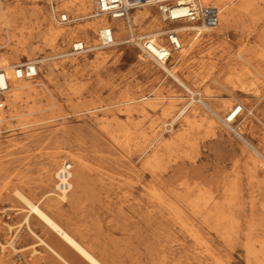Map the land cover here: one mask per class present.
I'll use <instances>...</instances> for the list:
<instances>
[{
    "label": "rangeland",
    "instance_id": "1",
    "mask_svg": "<svg viewBox=\"0 0 264 264\" xmlns=\"http://www.w3.org/2000/svg\"><path fill=\"white\" fill-rule=\"evenodd\" d=\"M88 2L86 13L91 15L94 4L93 0ZM61 3L54 1L56 9L68 11L74 19L66 25L55 20L49 0H0L6 12L19 18L15 30L28 39L27 50L12 63L34 60L40 66L39 75L30 79L32 94L24 96L17 107L19 116L0 130V264H35L34 259L29 263L30 251L18 252L8 246L3 249L2 244L7 245L17 230V249L35 241L23 224L27 212L22 208L26 205L14 190L18 188L36 200L42 193L39 183L44 167L55 153L62 155L60 165L72 162L71 156H82L87 164L89 181L82 190L68 193V201L62 202L66 214L60 220L106 264H260L246 250L251 229L254 239L264 237L260 157L224 125V129L209 126L213 116L205 107L200 121L204 124L196 134L194 148L188 150V134L176 143L174 139L183 126L180 121L171 125L172 115L189 100V92L160 66L139 58V50L127 43L70 55L73 41L94 45V37L81 34L52 42L44 35L47 19L60 28L76 27L98 17L79 19V13ZM37 8L43 10L41 15L35 14ZM152 11L159 14L155 7ZM260 14L258 9L241 10L239 25H249ZM261 21L259 27L264 28ZM226 35L235 47L233 52L220 48L225 37L213 38L187 59L179 75L189 85L210 88L213 102L225 97L234 104L248 103L253 95L238 92L234 97L207 77L202 67L203 62L217 63L215 76H228L224 63L243 43V33L233 30ZM95 38L100 39V33L96 32ZM247 45L263 51L264 39L252 36ZM102 51L109 55L105 60L97 56ZM208 51L213 54L204 56ZM252 80V76L245 79L246 83ZM129 98L134 99L131 110L126 102ZM142 104L146 112L139 110ZM171 107L174 110L168 112ZM30 111L33 114L28 116ZM245 112L239 119L241 134L259 146L264 139V105L256 112L261 121L248 115L247 109ZM108 121L122 124L128 137L112 138L104 130ZM156 131L163 134V141L173 143H154ZM149 158L156 165H148ZM186 177L201 182L197 184V202L213 207V215L208 209L196 213L175 194V189L185 192L179 183ZM56 185L57 177L52 187ZM32 217L31 224L40 234L49 241L55 238ZM64 248L73 262L87 264L74 250ZM39 249L44 253L40 264H56L46 248Z\"/></svg>",
    "mask_w": 264,
    "mask_h": 264
},
{
    "label": "bare ground",
    "instance_id": "2",
    "mask_svg": "<svg viewBox=\"0 0 264 264\" xmlns=\"http://www.w3.org/2000/svg\"><path fill=\"white\" fill-rule=\"evenodd\" d=\"M34 1L39 2L42 0ZM49 1L50 3H54L55 0ZM57 1L62 2L61 5L64 8H67L69 11L75 10L77 13H79V19L93 16L92 14L88 15L86 13L90 8L88 0ZM203 1L206 4H213L220 8L221 18L219 26L202 32L200 30L197 31L196 25H179L177 28L183 36V50L177 53L178 55L175 54L169 63L160 66L162 70L166 71L168 75L175 79V81L179 85L184 87L190 94L189 100L180 108H178L177 111L172 115L171 122V125H173L180 121L181 125L183 126L182 132L177 134L174 139L176 143L178 142V140H180V138L184 136V134H188L191 136V140L188 141L187 145L189 151L194 148L196 142V134L204 124V121L202 123L200 122L203 118L201 116H205V114H202L203 107L210 111L213 116L212 118L210 117V122H208L209 126L216 125L221 129H224L222 128V125H224L229 130L233 129L231 125L227 124L226 117L229 112L234 109L237 103L234 104L232 100H228V98L225 97H222L220 102L218 103L213 102L211 99L213 95L210 88L207 87L205 89H202L200 85H189L188 82L179 75L180 68L184 66V64L187 62V59L193 56L198 51L202 50L204 44L207 41H211V39L213 38L225 37L226 39L224 38L220 48L225 53H230L234 51L235 47L229 41L226 33L233 30H239L243 33V43L224 63V69H227L229 71L228 76L225 79H221L220 76H215L218 67L217 63H212L211 65H209L208 62H203L202 67L203 70L208 74L207 77H210L213 82L219 83V85L225 90L227 89L231 91V93L234 94V97H236L235 95L238 92H243L248 96H254V99H250L248 103L246 101L242 102L245 107V111L246 109L248 110V115H252L253 117L261 121L256 112L261 111L262 105H264V50L260 51L251 49L247 45V42L252 36H255V39H264V28L259 27L260 23L262 22L261 20H264V6H262V4H264V0ZM152 8V6H144L133 12V25L135 27V30L139 31V34L141 35L161 33L165 30L164 26L166 25V23L161 19L159 14H156L152 11ZM253 9H258L261 14L258 15L254 20H252L249 25L241 27L239 25L242 18V16L240 15V11H249ZM42 13L43 10L40 8H37L35 10L36 15H41ZM18 19L19 18L17 16H12L8 12H6L3 7L0 6V69H7L11 76V87L7 95V107L0 112V130L2 126L12 122L19 116L17 113V107L20 101L24 96L31 95L34 89L33 83L29 78L16 79L13 76V67L15 65L22 64V61H16V63H12V60H16L22 52L27 50L28 46V39L22 36V31L20 32L15 30V25L18 22ZM47 21L48 23L46 25L44 35L48 36V39L52 42H56L58 39L65 40L66 38L70 39L78 37L82 34L84 37H94V45H90L89 41H87V43L91 47L93 46L98 50H101L103 48L99 47L100 39L95 38L96 32L100 33V30L104 25L108 24L112 27H116V44L114 46L125 43L126 37H124V35L128 33L124 21L120 19H112V21H110L107 16L98 17L93 21L78 25L76 27L59 28L51 20L47 19ZM159 41L165 42L166 39L164 36H162L159 38ZM212 54L213 51H208L206 54H204V56H210ZM97 56L99 58H102L103 60L109 57V55H105L104 51L98 52ZM176 56V65L171 67L170 65L174 62L173 59ZM43 61H46V58H44ZM74 62L77 63L78 59H76ZM247 76L253 77L251 83H246L245 79L247 78ZM126 102L130 105L129 110H131V105L134 104V99L129 98L126 100ZM149 104L153 105L152 102H150ZM172 108L173 107L168 108L167 111L172 112L174 110H172ZM139 110L146 112V107L142 104L140 105ZM226 110L227 113L223 114V112ZM39 111L41 112L42 110ZM245 111L243 112L242 116L246 113ZM32 114L33 111L27 113L28 116ZM33 120L37 121L39 119L34 118ZM104 124V130L115 140L118 139L119 135L128 137V131L119 122L108 121V123ZM239 136L241 140L247 146L251 147L260 157L261 160H257V164L263 166L264 170V139H261L259 146H255L241 133L239 134ZM162 137L163 134L156 131L154 136V143L159 142V144L163 143L164 145H170L171 143H173L172 141H163ZM126 142H128V140H126ZM71 160L73 163L71 183L72 189H75V191H79L82 190L85 184L89 181L87 164L82 156H71ZM61 161L62 155L60 153H55L50 157V163L46 167H44V173L39 183V187L41 188L42 193L36 200H33L30 196H28L18 188L14 190L19 199L26 205L22 208L27 212L24 217L23 224L26 225L28 234L35 241L23 247L22 249H17L15 247V240L17 236H19L20 232V230H17L12 234V236H10L8 244H2V247L3 249H5L8 246L18 252L30 251L29 256L31 257V259H28L29 263L34 259L35 264H40L44 259V253L39 249V247L46 248L49 255L53 258V260L56 261V264H77L73 262V259L69 256L64 247L74 250V252L78 254L79 258L84 260L87 264H106L91 246L79 239L60 220V218L64 217V215L66 214L62 202L68 201L69 199V192L56 193V186L52 187L54 180L56 179L57 171L65 164L64 163L63 165H60ZM147 164L151 166L156 165L155 161L150 158L147 160ZM198 183L201 182L194 181L191 179V177H186L179 183V188H185V192L182 193L177 189H175L174 192L175 194L177 193L182 200L186 201L187 205L196 213H201L205 209H208V214L213 215V213L215 212L213 210V207L209 209L208 205H200L197 202L200 196L197 193ZM76 195H78V192L76 193ZM32 216H35L37 219H39L41 224L46 229L52 231L53 234L56 235L55 238L49 241L44 237L45 235L43 236L42 234H40L31 224ZM23 224H19V226L22 227ZM8 225L9 231H12L13 226L10 224ZM260 225L262 224L260 223L256 226ZM253 226L255 225L253 224ZM252 233L253 230L251 229V231L249 232L248 240L246 242L247 253L256 258L260 264H264V259L262 260L261 258V253L264 252V237L260 239H254ZM3 263L11 264L8 261H3Z\"/></svg>",
    "mask_w": 264,
    "mask_h": 264
},
{
    "label": "built area",
    "instance_id": "3",
    "mask_svg": "<svg viewBox=\"0 0 264 264\" xmlns=\"http://www.w3.org/2000/svg\"><path fill=\"white\" fill-rule=\"evenodd\" d=\"M94 10L92 17L107 16L111 19L124 21L127 28L125 43L139 50V57L144 61L154 62L158 66L169 63L175 54L183 50V36L178 30V24L196 25L197 31H206L216 28L220 24L221 10L213 4H206L203 0H93ZM144 6L157 8L161 19L166 23L164 31L154 34H139L133 25V12ZM55 20L66 25L74 19L66 11H58L51 3ZM164 36L166 41L160 42ZM116 44V27L104 25L100 30V48H107ZM96 50L85 40H75L70 47V55L80 56ZM16 79L35 78L39 75V64L36 61L15 65L12 69ZM11 87V76L7 69H0V112L7 107V95ZM245 111L242 103H237L226 117L227 124L233 127L232 131L240 134L242 125L240 117ZM73 163L67 161L57 171L58 192H70L72 189Z\"/></svg>",
    "mask_w": 264,
    "mask_h": 264
}]
</instances>
